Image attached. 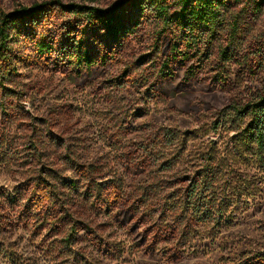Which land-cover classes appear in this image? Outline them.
Returning <instances> with one entry per match:
<instances>
[{
	"label": "rangeland",
	"instance_id": "obj_1",
	"mask_svg": "<svg viewBox=\"0 0 264 264\" xmlns=\"http://www.w3.org/2000/svg\"><path fill=\"white\" fill-rule=\"evenodd\" d=\"M124 1L0 0V11L52 2L107 9ZM61 18L53 9L48 21L14 31L8 46L14 70L0 69V264H264V176L259 172H254L255 195L246 211L222 227L214 220L180 223L176 213L164 218L158 209L165 193H160L144 201L135 232H121L104 210L82 202L89 195L86 179H77L81 190L70 187L78 176L75 163L97 164L103 175L95 181L117 182L123 198L132 202L149 185L164 190L167 175H182L188 183L205 178L201 157L207 152L223 153L227 161L234 152L238 160L230 170L253 173L243 161L248 152L234 140L248 120H237L231 106L245 105L264 91V6L257 12L229 0L203 72L190 85L158 80L157 66L166 55L169 59L170 35H181L172 28L157 39L160 28L154 22L144 23L142 36L122 49L109 70L80 78L54 72L37 58L31 37L45 32L58 39ZM225 48L238 60L221 57ZM255 49L261 51L257 58ZM169 161L179 165L167 173ZM57 178L63 181L61 199L71 209L62 210L49 196L38 198L32 209L35 182ZM72 221L77 222L74 235ZM175 224L177 231L169 235L167 225L173 229Z\"/></svg>",
	"mask_w": 264,
	"mask_h": 264
},
{
	"label": "trees",
	"instance_id": "obj_2",
	"mask_svg": "<svg viewBox=\"0 0 264 264\" xmlns=\"http://www.w3.org/2000/svg\"><path fill=\"white\" fill-rule=\"evenodd\" d=\"M82 1L90 4L100 3L99 0ZM233 1L244 6H254L257 12L264 6V0ZM228 2L229 0H126L107 9L89 4L63 5L52 2L33 4L29 8H17L10 13L0 11V69L8 67L10 72L14 70L10 67L8 55L9 43L14 39L13 32L16 30L23 32L38 25L39 22L48 21L50 10L54 9L62 16L59 24L61 36L56 39L43 32L36 35L34 39L31 37L37 58L51 64L54 72L80 78L95 70H109L112 62L121 55L122 49L142 36L144 23L154 22L160 28L157 39H162V36L167 37V30L172 28L178 30L181 35L180 38L174 32L170 35L172 42L169 45V59L167 60L166 55L165 62L157 66L159 67L158 80L163 83L176 81L190 85L198 82V76L203 72L205 57L217 38V31L222 25V12ZM235 33L234 25L230 32V41ZM260 52V49H255L254 58H257ZM220 55L229 61L238 60L237 55L230 54L228 48L221 50ZM251 63L249 61L247 66H249V72L254 73ZM231 110L237 120H248L241 135L234 140L248 152L243 161L249 163L248 168L253 173L244 175L236 170H230L233 165L229 164L234 162V159L238 160L234 152L229 153L228 161L224 159L223 153L207 152L201 157L205 163L201 176L204 173L205 178L199 180L200 177H197L188 183V179L184 180L182 175H175L174 178H169L167 175L169 186H165L164 190L161 189L162 185H149L143 190V194L132 202L123 198V187L117 182L95 181L103 175L101 173L103 167L97 164L75 163L72 166L73 172L78 176L70 181V187L79 191L81 188L77 179L79 177L86 179L89 182L86 193L89 195L85 194L82 202L85 205L89 204L92 210L99 213L104 210L114 226L121 232L124 229L128 232L135 229L134 221L140 218L137 217V213L144 206V201L160 193H165L160 200L161 207L158 209L161 216L164 214V218L167 216L168 219L170 213H176L180 223L188 218L189 222L195 223L197 220V225L214 220L218 226H230L235 216L246 211L255 195L253 176H257V172L264 176V91L254 95L245 105L235 103L231 106ZM189 133L186 132V135ZM178 165L179 163L167 162V173L173 168L175 170ZM56 180L39 179L35 182L34 196L37 197L31 201L32 209L35 208L34 202L38 198H48L45 196H49L54 205L62 204L64 208L62 210L71 209V204L69 206L68 202L62 200L60 196L62 193L60 182L63 181L58 182V178ZM180 182L186 185L177 187L176 185ZM48 189L50 191L47 193ZM167 190H169L168 193H166ZM243 196H245L244 201H242ZM14 199L10 202L12 207L17 205ZM178 210L179 213H177ZM145 212L151 213L148 210ZM69 215L72 216L69 220H74L73 215L71 213ZM83 225V230L89 231L88 224ZM129 225L130 227L127 228ZM189 225L187 222L184 223L186 228ZM76 226L77 222L72 221L70 226L72 235L77 233ZM174 226L170 229L167 225L169 235L177 231L176 224ZM64 242L70 244V239L67 238ZM101 243L106 244L105 239ZM106 251L103 253H108Z\"/></svg>",
	"mask_w": 264,
	"mask_h": 264
}]
</instances>
